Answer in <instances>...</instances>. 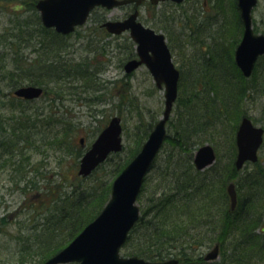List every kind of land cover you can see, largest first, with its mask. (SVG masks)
I'll return each instance as SVG.
<instances>
[{"label": "rangeland", "instance_id": "obj_1", "mask_svg": "<svg viewBox=\"0 0 264 264\" xmlns=\"http://www.w3.org/2000/svg\"><path fill=\"white\" fill-rule=\"evenodd\" d=\"M235 1L218 0L216 4L220 13L216 14L215 8L214 10L211 8L215 0H185L180 4L163 1L155 5L156 7L149 6L146 0L139 7V20L145 26L165 35L167 45L171 47L172 61L176 66H180L185 73H189V69L193 68L195 71L193 74L203 73V69L210 67L208 63L211 62L206 49L210 48L211 51L214 47L213 35L218 36L216 30L220 24H215L216 17L220 22H224L225 16L230 18L225 20L230 28L225 43L228 48H231L233 43L235 48L241 38V33L233 24L236 16ZM129 11L128 5L112 9L96 7L83 25L71 34L58 37L53 33V29H49L48 33L41 31L36 20V15H39L37 10H31L23 3L1 0L0 264H20V259H26L25 264H38L42 259L40 244L48 233V235L56 233L59 238L68 236L67 225L61 230L55 228L50 230L55 225L53 221H57L60 205H66L67 208L62 211L64 213L67 211L70 215L73 209L70 210L69 202L73 200L75 191L76 193L78 190L86 191L92 185L99 187L105 183L112 184L117 176L116 172H113L114 166L118 162L123 163L130 149H140L154 123L161 117L164 108V89L155 85L144 65L130 74H126L123 68V64L135 52V45L128 38L129 34L126 32L107 36L100 27L104 19L121 18ZM252 18L255 31L264 33V0L257 1L252 10ZM39 38L42 39L39 42L45 43L43 49H41L43 43L39 44L37 40ZM36 48H39V54ZM35 59L36 61H33ZM39 59L45 61L44 64L54 60L52 63L55 67L54 72L59 76L45 85L48 88L45 95L34 99L30 104H20L10 96V87L30 84L29 78L38 72V69H34L38 66L34 67L33 64ZM76 66L85 69L86 73H79ZM192 75L186 74L187 77ZM246 79L243 80L252 88L248 91L250 96L244 98L239 106L231 100L226 115L217 122L214 129L209 127L201 136L203 144L208 143L215 148L221 164L225 163L224 166L229 157L227 148L230 147V131L232 134V126L238 123L241 115L246 114L255 124L264 126V76L257 73L255 78L251 76ZM244 81L239 82L243 84ZM50 102L55 104H49ZM173 108L171 119L176 122L182 107L181 104H174ZM243 112L245 113L242 114ZM237 114L240 116L235 120ZM26 115H31L32 121H37L40 132L35 133L36 128L30 126L31 124H23L24 134L19 133L22 129L21 124L27 121ZM48 115L52 117L47 118ZM114 115L121 117L122 150L111 154L104 162V166L96 169L93 174L81 177L77 174L81 157L78 158L76 153L78 148L82 155ZM47 119H53L55 122V125L48 129L40 122ZM60 119L65 121L63 124L71 133L67 136L66 143L64 141L59 147L56 145L53 148L47 139L51 138L54 129L59 130L62 124L58 121ZM141 120L151 122L152 125L147 127V134L139 146H136L137 134H143L141 128H137ZM19 136L25 139H19ZM65 138L66 136L64 140ZM81 138L83 143L80 142ZM46 140L47 143L44 142ZM12 143L16 144V151L14 150L13 154ZM68 143L71 146H68ZM170 148L167 144L166 149L158 153L155 163L153 161L154 167L147 172L143 188L136 200L139 209L145 206L152 190L159 191L171 185L170 180L164 179L165 176L160 173L164 168L165 154ZM18 149L22 151L19 152ZM258 154L259 159L262 158L261 165L264 166V142ZM12 159L15 162L19 159V162L21 159L22 162H29L31 169L21 179H17L21 172L15 171L17 164H12ZM36 167L37 171L32 170ZM251 167L252 164L247 163L243 168L248 170ZM227 175L228 173L220 179ZM230 179L229 177L228 181L220 180V183L226 186ZM154 186L158 187L153 189ZM53 197L55 201L52 206L50 202L53 201ZM214 202L216 206L212 210H215L214 214L218 220L224 206L223 195L218 194V199ZM259 211V207L254 210L256 214ZM227 232L228 238L221 245L226 244L225 249L221 248L219 256L214 259L217 263L221 261L220 254L224 251L230 252L237 238L235 224L232 221L228 223ZM214 244H204L200 248L203 256ZM127 250L128 248L124 246L120 250L121 255L129 256ZM258 264H264V260Z\"/></svg>", "mask_w": 264, "mask_h": 264}, {"label": "trees", "instance_id": "obj_2", "mask_svg": "<svg viewBox=\"0 0 264 264\" xmlns=\"http://www.w3.org/2000/svg\"><path fill=\"white\" fill-rule=\"evenodd\" d=\"M10 1L26 4L29 9L36 11L35 3L37 0ZM235 11V26L237 30H240L242 25L236 4ZM36 20L41 31H49L41 24L38 14ZM53 33L61 37L60 34L54 31ZM223 42L224 40L220 41L216 46L223 49L226 57L225 62L211 60L212 63L210 61L208 63L210 67L203 69V73H197L198 76L195 75L192 80L188 81L185 76L181 78L177 104H181L182 110L179 112L180 117L176 122L170 121L161 148V150H165L167 144L171 147L170 151L165 154L164 168L160 171L161 175L165 176L164 179L170 180L171 185L159 191H156L157 189L152 190L153 192L148 196L145 206L140 208L139 219L130 230L123 245V247L128 248L127 252L130 255H138L150 260L176 257L178 259L177 264H258L259 261L264 260V202H259L260 200L264 201V166L261 165V158L252 163V167L248 170L244 168L237 170L235 168L236 145L234 132L237 124H233L232 134L230 131V147L227 148L229 157L226 166H224L225 163L221 164L219 155H217L214 164L203 171L196 170L192 164L193 150L203 142L201 136L209 130V127L212 129L216 127L217 122H220L226 115L231 100L239 106L244 98L250 96L248 91L252 90L251 86L243 80L246 77L235 65L233 59L234 43L231 47L232 51H230L231 48H228ZM33 61H36V59ZM43 62L39 60L35 62L36 64H33L34 67L38 66V68L35 67L38 72L29 79L31 80L30 84L42 86L46 94L48 88L45 85L53 82L59 75L54 72V64H44ZM75 68L79 73H86L85 69H80L77 66ZM257 73L264 76V56L257 60L249 77L255 78ZM240 80L244 83L240 84ZM239 116L240 114H237L235 120ZM25 117L27 121L20 123L22 129L19 130V133L24 134V125L26 124H31L30 126L36 128L35 133L41 131L37 128V121H32L31 115ZM51 117V115L47 116V118ZM58 121L62 123L59 130L54 129L51 138L47 139L49 145H52L53 148L56 145L59 147L64 141L66 143L67 136L71 133V130L63 124L65 122L63 119ZM40 122L47 129L55 125L53 119L40 120ZM151 125L152 123H146L143 120L137 125L138 129L141 128L143 134H137L136 146H139L144 135L147 134V127ZM19 139L24 140L25 138L19 136ZM47 140L44 142L47 143ZM69 145L70 143H68ZM15 146L16 144L12 143V154L14 150L16 151ZM18 151L21 152L22 150L18 149ZM137 151V148L136 150L134 148L130 149L123 163L118 162L114 166L113 172L118 174ZM76 153H78L79 158L82 153L80 148ZM19 160H16L17 162L14 159L11 160L12 164H17L15 171L21 172L17 179H21L31 169L29 162H22V159L19 162ZM107 160L108 158L104 162ZM104 162L96 169L102 168ZM24 163L25 165H23ZM154 163L152 167H154ZM32 170L37 171L38 167L32 168ZM226 173H228L227 177L220 179ZM229 177L234 181L238 194L237 205L233 210L230 208L226 186L224 183H220V180L227 179L228 181ZM110 186V183H105L104 186L99 185V187L92 185L88 190L83 192L78 190L77 193L74 189L73 200H69L70 210H73L70 211V215L67 211L64 213L62 210L67 206L61 204L57 221H53L55 225L50 229L61 230L62 227L67 225V228H69L68 236L59 238L56 233L53 235H48V233L45 239L42 240L43 243L40 244L42 253L40 257L42 259L63 248L99 213L109 198ZM157 187L154 186L153 189ZM156 194L159 195L156 196ZM218 194L223 195L224 206L221 208L218 220H216L215 210L212 209L216 206L214 200L218 199ZM52 200L50 205L53 206L54 197ZM256 207L260 209L258 214L254 212ZM229 221L235 224V231L237 232V238L231 246L230 252L226 253L224 251L220 254V263L214 260H205L202 252H200V248L204 244L218 243L220 249H225L226 244L221 245L228 238ZM42 259L38 264L43 263L44 260L41 261ZM25 261L26 259H20V264H25Z\"/></svg>", "mask_w": 264, "mask_h": 264}, {"label": "water", "instance_id": "obj_3", "mask_svg": "<svg viewBox=\"0 0 264 264\" xmlns=\"http://www.w3.org/2000/svg\"><path fill=\"white\" fill-rule=\"evenodd\" d=\"M132 0H37L35 6L45 27H53L57 32L67 34L77 25L83 24L92 8L101 5L111 8ZM157 3L159 0H151ZM181 2L182 0H172ZM258 0H237L243 32L234 57L242 74L250 76L259 56L264 55V33L253 29L252 9ZM137 11L123 20H106L101 25L111 33L129 30L136 42L138 58L129 59L124 69L127 73L144 63L156 80L157 86L164 83V110L146 140L135 156L123 167L111 184V194L102 210L63 248L48 257L43 264H177L176 258L167 260H148L137 255L124 256L120 248L139 217L136 204L144 176L158 153L166 136L165 122L178 93L179 71L171 60L170 50L162 33L144 26L137 19ZM17 96L26 99L37 98L42 88L24 85L15 89ZM264 128L255 125L248 116H243L236 131L237 153L235 166L242 168L246 161L258 159V149L263 142ZM83 143V139H80ZM121 118L114 115L98 133L88 149L80 158L78 175H89L110 153L122 149ZM216 158L212 145H201L193 158L197 169L212 164ZM230 208L237 204V192L233 182L226 187ZM219 246L209 250L204 259L212 260L218 256Z\"/></svg>", "mask_w": 264, "mask_h": 264}, {"label": "flooded vegetation", "instance_id": "obj_4", "mask_svg": "<svg viewBox=\"0 0 264 264\" xmlns=\"http://www.w3.org/2000/svg\"><path fill=\"white\" fill-rule=\"evenodd\" d=\"M144 1L146 2V0H132V1H129V2H125V3H121V4H118V5H116V6H113V7H111V8H105V7H101V8H103V9H112V8H115V7H122V6H126V5H128L129 7H130V11L127 13V14H125L124 15V17H121V18H117V19H113V20H118V19H124L125 17H127L129 14H131V13H133L134 11L136 12L137 11V20H139V15H140V9H139V7L142 5V3H144ZM148 1V5L149 6H151V7H156L155 5H157L158 3H160V2H163V1H169V2H173V3H176V4H180V3H182L183 1H185V0H182L181 2H174V1H171V0H159L157 3H153L151 0H147ZM217 1L218 0H215V3H214V5H213V7H211L212 8V10H214V8H215V10H216V14H218V13H220L219 12V8H218V6H217ZM236 4V7H237V0L235 1V3H234V5ZM239 12V11H238ZM221 13H222V10H221ZM222 15L224 16V13H222ZM226 18V16L223 18V20ZM229 18V16H227V18H226V20ZM211 19V18H210ZM230 19V18H229ZM106 19H104L103 21H105ZM102 21V22H103ZM140 21V20H139ZM216 23L215 24H220L219 26H218V28H217V30H216V33H218V36L217 37H215L214 35H213V37L215 38L214 39V45H217L220 41H222V40H224V44L226 43V40H227V35L229 34V32H230V28H229V24H227L226 23V25H227V27H226V25H225V22H227V21H225L224 20V22L223 21H219L218 20V17H216ZM229 21V20H228ZM220 22V23H219ZM231 22H233V21H231ZM233 24L235 25V22H233ZM225 25V26H224ZM241 25H242V28L240 29V30H238V32L239 33H241V35H242V32H243V24H242V22H241ZM216 26V25H215ZM100 27H101V29H104V33L107 35V36H112V35H120V34H123V33H125V32H123V33H120V34H112V33H110L109 31H107V29L106 28H104V27H102L101 26V24H100ZM106 36V37H107ZM164 37H165V35H164ZM128 38H130V37H128ZM165 40H166V37H165ZM167 44H168V42H166ZM171 45V44H170ZM168 47H169V45H168ZM44 47H41V49H43ZM171 48V47H170ZM169 48V49H170ZM209 50H210V48H208V49H206V51H207V54L208 55H210V52H209ZM36 51H38V54H39V48H36ZM234 51H235V48L233 49V59H234V62H235V57H234ZM170 54H171V50H170ZM61 55V54H60ZM55 58H56V56H55ZM130 58H138V54H137V52H136V47H135V52H134V54H132V56H130L128 59H130ZM173 58H172V55H171V60H172ZM41 62H43V60L42 59H39ZM39 60H37V61H39ZM53 61L54 60H52L51 62H49V64H52L53 63ZM173 62V61H172ZM44 63V62H43ZM174 64V63H173ZM124 65H125V63L123 64V68H124ZM235 65L237 66V64H236V62H235ZM140 66H142V64H140L138 67H136L135 68V70L137 69V68H139ZM174 66L178 69V71H179V79H178V92H179V84H180V82H181V78H182V76H185V77H187L186 76V74H188V75H192L193 74V71H194V68L191 70V69H189V73H185V70H183L180 66H176L175 64H174ZM238 67V66H237ZM238 69H239V67H238ZM148 70V72H149V74L152 76V78H153V80H154V82H155V85L157 86V84H156V80H155V78L153 77V75L151 74V72H150V70L149 69H147ZM190 70H191V73H190ZM240 70V69H239ZM241 71V70H240ZM195 72V71H194ZM242 73V72H241ZM195 75H197V73H194ZM192 75V76H190V77H187V80L189 81L190 79L192 80V78H194L195 77V75ZM198 76V75H197ZM25 85V84H24ZM19 86H22V85H19ZM19 86H16V87H10V91H9V93H10V96L11 97H13L15 100H18V103H20V104H30V103H32L34 100H27V99H23V98H21V97H16V96H14L13 94H14V90L17 88V87H19ZM158 88H163L164 89V92H165V88H164V83L162 82L161 83V85L160 86H157ZM43 88V87H42ZM43 94H44V88H43ZM43 94L41 95V97L43 96ZM9 96V97H10ZM177 97H178V94H177ZM177 97H176V99H175V101L173 102V104H172V108H171V110H170V114H169V117H168V119L166 120V122H165V128H166V135H167V130H168V128H169V123H170V121L172 120L171 119V114H172V112H173V106H174V104H177ZM164 100H165V97H164ZM48 102V101H47ZM46 102V103H47ZM49 104H55L54 102H50ZM163 110H164V108H163ZM162 113H163V111H162ZM243 116H248V115H246V114H244V115H241V117H240V119L243 117ZM161 117H162V115H161ZM160 117V118H161ZM249 117V116H248ZM159 118V119H160ZM250 118V117H249ZM158 119V120H159ZM251 119V118H250ZM252 121V120H251ZM239 122H240V120L238 121V123H237V126H236V129H235V132H234V141H235V145H236V131H237V127H238V124H239ZM253 122V121H252ZM149 123H151V122H149ZM156 123V122H155ZM154 123V124H155ZM254 123V122H253ZM255 124V123H254ZM255 125H258V124H255ZM258 126H261V125H258ZM261 127H263L264 128V126H261ZM263 136H264V134H263ZM201 145H203V143L202 144H199V145H197L196 146V150L194 149L193 150V156H192V164H193V166H194V168L196 169V170H199V171H203V170H205L206 168H208V167H210L211 165H213L214 164V162L216 161V160H214L213 161V163L212 164H210V165H208L207 167H205V168H203V169H197L196 168V166H195V164H194V161H193V158H194V155H195V153H196V151H197V149L201 146ZM214 148V147H213ZM214 150H215V148H214ZM236 153H237V146H236ZM215 154H216V158H217V153H216V151H215ZM235 157H236V154H235ZM248 163V162H247ZM234 166H235V158H234ZM245 166V165H244ZM243 166V167H244ZM243 167H242V169H243ZM235 168H236V166H235ZM231 181H233V180H230L229 182H231ZM228 182V183H229ZM215 245H218L219 246V244L218 243H215L214 244V246ZM213 246V247H214ZM212 247V248H213ZM211 250V249H210ZM219 250H220V246H219ZM202 252V251H201ZM176 258V257H175Z\"/></svg>", "mask_w": 264, "mask_h": 264}, {"label": "bare ground", "instance_id": "obj_5", "mask_svg": "<svg viewBox=\"0 0 264 264\" xmlns=\"http://www.w3.org/2000/svg\"><path fill=\"white\" fill-rule=\"evenodd\" d=\"M44 33H48L49 31H44V30H42ZM55 36H57V35H55ZM38 40V42L39 41H41L42 39L41 38H39V39H37ZM43 42H39V44H42ZM51 43H53V41H51ZM43 45V47H44V45H45V43H43L42 44ZM50 45V44H49ZM209 52H210V55H209V57H210V60H214V61H218V62H220V61H223V62H225L226 60V57H225V54H224V51H223V49H221V47H219V46H216V45H214V47L211 49V51L209 50ZM35 70H37V68H34ZM171 258H175V257H171ZM169 259V258H168ZM165 260V259H164Z\"/></svg>", "mask_w": 264, "mask_h": 264}]
</instances>
